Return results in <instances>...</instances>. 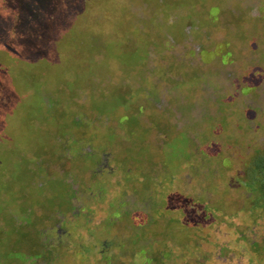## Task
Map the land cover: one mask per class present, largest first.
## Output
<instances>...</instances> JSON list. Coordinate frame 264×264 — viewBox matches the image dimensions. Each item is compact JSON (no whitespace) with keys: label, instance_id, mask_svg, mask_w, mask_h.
I'll list each match as a JSON object with an SVG mask.
<instances>
[{"label":"rangeland","instance_id":"rangeland-1","mask_svg":"<svg viewBox=\"0 0 264 264\" xmlns=\"http://www.w3.org/2000/svg\"><path fill=\"white\" fill-rule=\"evenodd\" d=\"M260 156L264 0H0V264H264Z\"/></svg>","mask_w":264,"mask_h":264},{"label":"trees","instance_id":"trees-1","mask_svg":"<svg viewBox=\"0 0 264 264\" xmlns=\"http://www.w3.org/2000/svg\"><path fill=\"white\" fill-rule=\"evenodd\" d=\"M257 159L258 160L255 161L251 167L252 170L241 182L248 193H250V191L254 190L256 187H264V156H260Z\"/></svg>","mask_w":264,"mask_h":264}]
</instances>
